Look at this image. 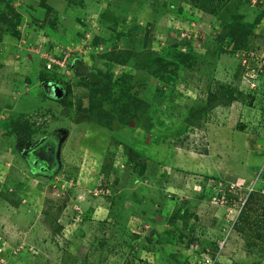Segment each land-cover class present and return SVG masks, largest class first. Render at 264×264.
Here are the masks:
<instances>
[{
    "label": "rangeland",
    "instance_id": "rangeland-1",
    "mask_svg": "<svg viewBox=\"0 0 264 264\" xmlns=\"http://www.w3.org/2000/svg\"><path fill=\"white\" fill-rule=\"evenodd\" d=\"M0 264H264V0H0Z\"/></svg>",
    "mask_w": 264,
    "mask_h": 264
},
{
    "label": "trees",
    "instance_id": "trees-1",
    "mask_svg": "<svg viewBox=\"0 0 264 264\" xmlns=\"http://www.w3.org/2000/svg\"><path fill=\"white\" fill-rule=\"evenodd\" d=\"M249 33H250V28L246 29L245 25L233 23V24H231L229 31L221 37H222V39L227 38V39H230V41H234L235 45L238 46V45L242 44L245 39H247V36H248L247 34H249ZM76 70H78V69L76 68ZM50 72H53V71L51 70ZM133 101L135 103L139 104L138 107H140V108L145 107L144 102L141 101L140 99L135 98ZM19 129H20L21 133H24V132L26 133V132L30 131V129L24 125H19ZM19 140H27V138H26V136L25 137H19ZM144 170H145V166H142L140 173L144 172ZM153 237H155V234L153 235Z\"/></svg>",
    "mask_w": 264,
    "mask_h": 264
},
{
    "label": "built area",
    "instance_id": "built-area-1",
    "mask_svg": "<svg viewBox=\"0 0 264 264\" xmlns=\"http://www.w3.org/2000/svg\"><path fill=\"white\" fill-rule=\"evenodd\" d=\"M67 59H68V56L65 57L64 60H62V59L56 60V59H49L48 58L49 62L46 64V66L49 70L61 68L62 69L61 71H64L63 69L67 67ZM219 248H222L221 244H220Z\"/></svg>",
    "mask_w": 264,
    "mask_h": 264
},
{
    "label": "flooded vegetation",
    "instance_id": "flooded-vegetation-1",
    "mask_svg": "<svg viewBox=\"0 0 264 264\" xmlns=\"http://www.w3.org/2000/svg\"><path fill=\"white\" fill-rule=\"evenodd\" d=\"M48 143H51L54 146H57V144H58L55 136H50V138H48V139H46L45 141L42 142V145L43 144L46 145ZM29 157L32 158L31 155H29Z\"/></svg>",
    "mask_w": 264,
    "mask_h": 264
},
{
    "label": "clouds",
    "instance_id": "clouds-1",
    "mask_svg": "<svg viewBox=\"0 0 264 264\" xmlns=\"http://www.w3.org/2000/svg\"><path fill=\"white\" fill-rule=\"evenodd\" d=\"M52 71H54V70H52Z\"/></svg>",
    "mask_w": 264,
    "mask_h": 264
}]
</instances>
